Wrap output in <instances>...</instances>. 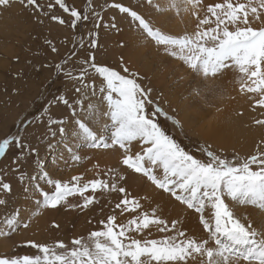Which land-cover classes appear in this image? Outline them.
Listing matches in <instances>:
<instances>
[{
    "label": "snow or ice",
    "instance_id": "obj_1",
    "mask_svg": "<svg viewBox=\"0 0 264 264\" xmlns=\"http://www.w3.org/2000/svg\"><path fill=\"white\" fill-rule=\"evenodd\" d=\"M17 2L25 9H31L39 23L47 18L61 25L68 24L69 21L53 14L56 6L71 17L70 26L74 30L79 22L90 19L75 7L68 6L66 0H54V4L47 5L38 0H0V7H10ZM152 3L153 0H143L141 7ZM172 3L175 4V0ZM196 3L199 6L202 0H196ZM104 7L116 9L133 23L134 29L142 31L156 45L164 46L162 55L180 59L204 78L217 77L225 70H237L239 79L244 81L240 91L258 94L259 99L252 107L264 109V0L237 3L226 0L225 3L209 4L207 13L210 16L198 19L197 31L180 36L168 35L154 28L149 17L131 6L110 3ZM158 10L163 11L159 7ZM92 19L97 28L101 27L99 12H93ZM114 21L113 17L112 22L103 27L117 29ZM213 22L214 27H201ZM257 24L259 27H254ZM97 35V32L91 33L87 47H98ZM46 43L51 45V41ZM80 45L85 46L83 39ZM51 51L56 53L57 48L53 46ZM75 56L77 53L72 51L62 64L55 65L56 79L52 84L63 83V77L73 83L74 91L69 97L58 88V94L41 106L37 121L44 132L42 142L55 139L58 133L63 138L71 127L76 145L97 150L118 146L123 153L119 165L124 170L140 174L156 189L170 194L175 201L199 214L200 224L215 248L207 247L208 240L198 241L186 235L180 228L179 220L169 223L153 209L151 215L141 212L126 223H118L115 215H109L100 222L102 230L90 232L87 240L73 239L71 243L75 247L66 252L57 251L66 248L62 241H57L53 247L29 241L27 246L37 249V255L2 256L0 264H189V261L195 262L198 258L199 264H241V261L244 264H264V223L259 227L251 222L247 225L242 223L225 201L227 197L238 205L251 206L258 213H264V151H257L238 163L236 157L223 158L214 151H206V160L196 158L162 129L156 117L157 114L166 117L177 127L180 121L173 120L158 105L153 111H146V106L153 102L150 90H145L137 82L138 73H129L125 67L124 72L133 78L121 75L108 66L98 65L94 52H89L82 61L83 67L78 74H74L73 68H66L65 65ZM89 75H93L94 79L87 80ZM96 78L101 81L99 85L95 82ZM202 91L215 92V89L211 86L205 89L197 87L194 94L200 96ZM93 97L98 98L99 103H94ZM59 105L64 106L65 115L53 118L49 107ZM28 123L27 120L21 121V130L26 131ZM254 123L264 126V119H256ZM55 126H59L58 129ZM136 141L142 145V151L133 153L131 146ZM47 147L51 150L54 144L49 143ZM14 149H19V152ZM65 151L71 163H79L83 158L72 144L67 145ZM25 152L31 157L38 155V150L19 133L0 138V157L6 158L7 154H11L20 158L14 159L13 163L21 184L26 183L27 178V174L21 171ZM40 168L41 177L53 190L36 189L35 214L41 209L87 211L99 203L97 194L104 193H119L121 199L115 203V209L120 210L121 216L136 213L141 208V202L132 197L121 183L126 181V176L117 172L116 168L104 172V179L86 180L74 175L70 181L50 178L49 172L43 170V162H40ZM0 192L10 194L12 185L0 182ZM76 196L82 202L70 201L69 198ZM5 204L6 200L0 199V205ZM206 209H210L211 220L206 219ZM4 223L6 230L0 231V237L11 236L20 228L29 227L27 220L17 214L9 216ZM52 226L59 228L55 222ZM153 226L160 233L174 234L161 239L136 238L145 230H149L150 234Z\"/></svg>",
    "mask_w": 264,
    "mask_h": 264
},
{
    "label": "rangeland",
    "instance_id": "obj_2",
    "mask_svg": "<svg viewBox=\"0 0 264 264\" xmlns=\"http://www.w3.org/2000/svg\"><path fill=\"white\" fill-rule=\"evenodd\" d=\"M38 2L44 5H47L48 3L54 4V0H38ZM128 2L129 3L127 4V0H66V4L68 6L75 7L82 14H86L90 17L88 21L82 20L79 22L75 30L70 26L71 17L67 13H64L58 6L53 8V14L69 21L66 25H61L57 21H52L47 18L44 19L43 23H39L35 20L32 10L25 9L18 2L13 3L11 7H0V138H5L9 135L19 133L22 137L27 138L31 147L38 150V155L36 157H31L29 153L25 152V159L21 160V171L27 174L26 183L24 184H21L17 180V172L15 171L16 165L13 163L14 159H20L19 156L7 154L6 158L0 157V182H8L12 185V192L10 194L0 192V199L6 200L5 205H0V231L6 230V224L4 221L13 214H17L21 219H26L30 227L26 229L20 228L19 231L11 236L0 237V240L2 241H0V257L37 255V249L27 246V242L29 241L36 242L38 244H45L49 247H53L57 241H62L66 245V248L57 249V251L66 252L67 250L75 247L71 243L73 239L84 238L87 240L90 232L102 230L100 222L102 220H106V217L109 215H115L118 223H126L128 219H132L141 212L151 215L152 210L156 209V214L161 218H165L169 221V223L174 219L172 217H167L156 203L150 206L146 198L147 193L146 195L141 194L143 188L141 187L139 189L138 186L140 183L133 185H136L135 187L137 189H128L126 187L131 196L141 202V208L138 209L136 213H125L121 216L120 210L115 209V203L121 199L119 193H104L97 194L99 196V203L93 205L87 211H65L63 208H60L59 210L41 209L38 214H35V200L38 198V192L36 189L43 188L49 192L53 190L48 187L46 181L40 175V171L42 170L40 168V162H43V170H49L51 167L52 171H55L53 166L50 164V158L52 155L48 151L47 147L50 140L52 142L53 139H48L42 142L44 132L39 136L42 128L40 127V122L37 121V115L40 114L41 106L46 105L48 100L58 94V88L62 89L69 97H72L74 91L73 83L63 77V83H57L56 85L52 84V81L56 79V63L62 64L63 60L67 58L72 51H75L77 56L73 57V59L69 61V64L65 65V67H72L74 74H78L80 68L83 67L82 61L86 59L89 52H94L96 58L95 62L98 65L108 66L111 69L118 71L121 75L128 76L129 78H133L129 75V73H137V71L133 69L134 65H139L137 68L143 71H146L147 69V66L142 64L143 62H147L144 61L146 58L142 59V61L139 59L140 64H137V60H133L132 58L128 64L129 67L124 64L123 54L130 48V46H127L128 42L124 43L119 38V31L121 29L119 26L124 24L133 26V23L130 22L128 18L121 15L116 9L104 7V5L110 3H123L126 6L133 7L138 3V0H128ZM140 2H143V0H139V3ZM9 8L11 10L12 8L14 9L11 11ZM93 12H99L100 17L102 18L101 27L99 28L95 26L96 22L92 19ZM113 17L115 18V24L118 26L117 29L103 27L104 24L111 23ZM92 32L98 33L96 37L98 47L96 49L87 47L92 38ZM81 39L84 41V47H81L80 45ZM46 41H51V45L46 43ZM114 42L117 43L114 44ZM53 46L57 48L56 53L51 51ZM111 50L115 53L111 54ZM116 51H118V53ZM119 55L122 56L120 57ZM45 64H47L48 67H44ZM125 67L129 69V73L124 72ZM139 76L136 77L137 82L145 90H150V99L153 102L152 104L146 106V111L151 112L154 107L158 105L168 116H171L173 120H177V118L166 109L171 108L170 101L166 100L165 104L162 102L161 96L153 97L152 91L157 87L155 88V86L150 85L146 76H142V78ZM86 79L91 81L94 79V76L89 75ZM95 82L97 85L101 83L99 78H96ZM156 90L158 91V88ZM92 101L94 103H99V100L96 97H93ZM197 108L196 112H194L197 113V116L206 115V113L210 111L211 106H202ZM65 111L66 110L63 105H59L58 107H49V114L52 115L53 118L65 115ZM156 119L162 129L166 130L167 134L172 135L186 150L190 152V154L202 161L207 159L205 154L206 151H214L216 154L227 159L236 157L237 163L241 160L247 159L248 156L255 154L257 151H264V126L256 125L254 123L256 119H264V109L259 107H257L251 118L254 126L253 130L257 129L256 132H258L259 138L256 141L257 145L246 157L244 155H240L239 153L237 155L232 150L225 152L209 143L201 142L202 140L191 130L186 131L183 129L181 123L179 127H177L170 120L166 119V117H161L159 114H157ZM24 120L29 122L28 129L26 131L21 130V121ZM46 120L47 117L45 116L44 123H46ZM55 127L58 129L59 126ZM70 131H72L71 127L70 130L68 129L69 133H67V135L63 138H61L58 133L55 138L57 146L60 144L61 140L68 139L72 136L73 132ZM66 144L67 143L64 145ZM39 148H42V151H40ZM98 150L101 152L115 151L119 159H122L123 156V153L118 146L112 149ZM14 151L18 153L19 149H14ZM131 151L133 153L136 151H142V145L138 141L133 142ZM109 168L111 167L103 166L101 168L94 165L91 161V156H88L87 158H82L79 163H73L69 168V173H67V171H64V173L60 172L58 177H51V174L49 173V176L50 178H58L62 181H70L71 177L74 175L82 176L86 180L97 177L104 179L105 177L103 173ZM96 169H100V171H96V173ZM253 169L255 170V166H253ZM55 172H59L58 166ZM60 175L62 179L60 178ZM33 176L35 177L34 180L31 179ZM144 179L146 180V178ZM121 183L125 186L124 181ZM147 183L155 190L170 196V194L156 189L150 184V182L147 181ZM143 198L145 199V202H143ZM20 199L23 200L24 204L20 202ZM69 199L74 203L82 202L79 196L71 197ZM141 199L143 201H141ZM171 199L173 202L181 205L172 197ZM225 201L231 209L233 201L227 197L225 198ZM181 206L186 208L185 205ZM172 207L176 208V206ZM22 209L25 210V214L28 217L25 214L22 215L20 213ZM186 210L197 214L193 210H189L187 208ZM206 210L210 211V209ZM233 213L234 215L236 214L235 217L238 218V214L234 211ZM176 215L178 217L176 220L179 221L183 217L180 211H178ZM32 218L34 220L35 218L40 220L37 224L36 221L34 222L35 226L33 225V228ZM118 218L121 220H118ZM240 220L246 225L249 223L247 222L248 219L246 217ZM53 222L58 224L59 228L53 227ZM164 236H166V233H160L157 228L153 226L150 230V234L149 230H145L144 234L136 235V238L142 240L145 238L161 239ZM4 245L6 247H4Z\"/></svg>",
    "mask_w": 264,
    "mask_h": 264
},
{
    "label": "bare ground",
    "instance_id": "obj_3",
    "mask_svg": "<svg viewBox=\"0 0 264 264\" xmlns=\"http://www.w3.org/2000/svg\"><path fill=\"white\" fill-rule=\"evenodd\" d=\"M225 2L226 0H202L201 5L197 6L196 0H175V4L172 3V0H153L150 6L144 5L141 7L143 2L135 3L136 5L132 6L146 17H149V22L154 28H158L168 35L180 36L184 34L192 35L197 31L198 19H203L206 15L210 16V14L207 13V6L209 4ZM231 2H246V0H231ZM128 3L127 0V4ZM158 7L163 11H159ZM13 9L14 8L10 10L13 11ZM120 27L119 38L124 43L128 42L127 46H130L123 54L124 64L129 67L128 64L131 58L137 60V64H140L139 59L142 61V59L146 58L144 61L147 62L142 63L147 66L146 71L137 68L139 65H134L135 67L133 66V69L141 75H138L139 77L142 78V76H146L149 80V82L148 80L147 82L155 86V88H158L159 93L156 90L157 88L152 91L153 97L161 96L163 103H165L166 100L170 101L171 108H165L180 121L183 129L186 131L191 130L202 140L201 142L209 143L222 151L228 152L232 150L237 155L239 153L245 157L250 154V151L257 145L256 141L259 138V134L256 132L257 129L253 130L254 126L251 120L252 114L257 109V107L253 109L252 105L257 101L258 94L242 93L240 91V85L244 81L239 79L240 74L237 70H225L224 73L217 77L204 78L202 74H196L188 69L185 63L180 59L173 58L170 55H162L161 53L164 51V46L156 45L154 41L147 37L142 31L134 29V25L128 26L124 24L119 26V28ZM201 27H214V22ZM254 27H259V25H254ZM117 42H114V44ZM172 51L177 50L173 49ZM116 52L118 53V51ZM113 53L115 52L111 54ZM209 86L215 89V92L202 91L200 96L194 94V89L197 87L205 89ZM202 106H211L210 111H208L206 115L197 116V113L194 112L198 109L197 107ZM42 133L43 129L40 130L39 136ZM74 135L75 133L73 132L70 138L61 140L58 146L56 145L55 139H53L52 142L49 139L50 143L54 144L53 149H48L52 155L50 164L55 171L57 166L59 168V172H53L51 167L47 170L51 174V177H58V174H60V172L64 173V171L69 173V168L73 163L70 162L65 148L67 145L72 144L73 148L81 154L83 158L91 156V161L94 165L101 168L103 166H108L116 168L117 172H122L126 176V181H124V183L128 189H137L135 187L136 185H133L140 183L138 186L139 189L141 187L143 188V191L141 192L140 190V192L144 195L147 193L146 198L150 206L156 203L167 217H172L176 220L178 218L176 213L180 211L183 215L180 219V228L186 232V235L198 241L208 240L207 247L215 248L214 242L209 238L203 226L200 224L199 214H194L186 210L185 207L173 202L171 196L152 188L139 174L133 173L131 170H124L122 166L119 165L120 159L115 151L101 152L99 150H91L87 147H83L84 145L82 144L76 145L73 143ZM65 143L67 144L64 145ZM39 150L42 151V148H39ZM96 171H100V169H96L95 172ZM141 201L143 200L141 199ZM20 202L24 204L21 199ZM143 202H145V199ZM172 206H176V208ZM231 209L238 214L237 217L239 219L246 217L248 219L247 222H251L257 227L264 223V213H258V211L252 207L240 206L232 202ZM206 212L208 213L206 219L211 220L210 211L206 210ZM20 213L22 215L25 214V210L22 209ZM119 219L120 218H118V220ZM31 220L33 222V224L31 222L32 228L35 226V221L36 224L40 221L38 218H35V220L32 218ZM166 235H173V233L169 232L166 233ZM4 247L6 246L4 245ZM189 264H199V258L195 262L189 261ZM241 264H244V262L241 261Z\"/></svg>",
    "mask_w": 264,
    "mask_h": 264
}]
</instances>
